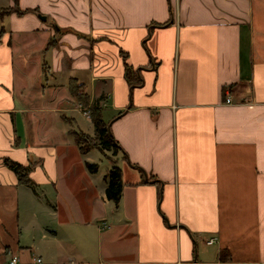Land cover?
<instances>
[{
    "label": "crops",
    "instance_id": "0c3cea01",
    "mask_svg": "<svg viewBox=\"0 0 264 264\" xmlns=\"http://www.w3.org/2000/svg\"><path fill=\"white\" fill-rule=\"evenodd\" d=\"M4 2L0 264H264V0ZM71 80L120 147L102 166Z\"/></svg>",
    "mask_w": 264,
    "mask_h": 264
},
{
    "label": "trees",
    "instance_id": "16d2710c",
    "mask_svg": "<svg viewBox=\"0 0 264 264\" xmlns=\"http://www.w3.org/2000/svg\"><path fill=\"white\" fill-rule=\"evenodd\" d=\"M27 10H20L17 6H8L6 8H0V17L14 12L18 15H22ZM125 73L127 78L130 77L131 68L125 64ZM70 92L82 105H88L90 112V120L93 126L92 134L82 132V131H71L73 135V140L79 145V150L82 154L87 152L91 148H96L102 153L110 152L112 155L116 151L120 150V147L116 140L111 136L106 123L102 118V112L99 101H95L89 105V98L83 91V87L80 84H77L75 81L71 80ZM5 165L13 171L18 179V182L23 185L29 186L30 177L27 171V168L24 164L12 160L8 157L4 158ZM87 169L91 172H96L98 170L97 164L92 162H86ZM103 180L107 183L105 189V195L108 199L112 200L115 203H118L120 200V193L122 188L121 182V169L113 163L109 169L103 175Z\"/></svg>",
    "mask_w": 264,
    "mask_h": 264
},
{
    "label": "rangeland",
    "instance_id": "374dc122",
    "mask_svg": "<svg viewBox=\"0 0 264 264\" xmlns=\"http://www.w3.org/2000/svg\"><path fill=\"white\" fill-rule=\"evenodd\" d=\"M5 4V2H4V0H0V6L1 5H4ZM79 121H80V123H81V125L82 126H85V127H87V120L86 119H79ZM108 153H110V152H108ZM91 154H93L95 157H96V163L97 164H100V166H102L103 164H105V162H106V160L104 159V157L102 158V156L99 154V150L97 151V150H93V151H91ZM111 154V153H110Z\"/></svg>",
    "mask_w": 264,
    "mask_h": 264
},
{
    "label": "built area",
    "instance_id": "2783aa9c",
    "mask_svg": "<svg viewBox=\"0 0 264 264\" xmlns=\"http://www.w3.org/2000/svg\"><path fill=\"white\" fill-rule=\"evenodd\" d=\"M230 100H231L230 96H227V97H226V102H230ZM82 112H83V114H84L86 117H89V118H90V112H89V109H83ZM213 242H214V238H211V239L207 240V243H208V244L213 243ZM17 260H18V258H17L16 256H14L13 258H11L9 264H17ZM40 261H41V260H40L39 258H37L36 262H37V263H40Z\"/></svg>",
    "mask_w": 264,
    "mask_h": 264
},
{
    "label": "water",
    "instance_id": "95a60500",
    "mask_svg": "<svg viewBox=\"0 0 264 264\" xmlns=\"http://www.w3.org/2000/svg\"><path fill=\"white\" fill-rule=\"evenodd\" d=\"M39 17H41L42 19H45V16L37 14Z\"/></svg>",
    "mask_w": 264,
    "mask_h": 264
}]
</instances>
